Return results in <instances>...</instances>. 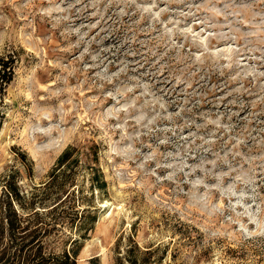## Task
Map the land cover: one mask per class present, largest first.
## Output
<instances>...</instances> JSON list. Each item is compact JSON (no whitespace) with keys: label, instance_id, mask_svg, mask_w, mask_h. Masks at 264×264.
Returning <instances> with one entry per match:
<instances>
[{"label":"rangeland","instance_id":"1","mask_svg":"<svg viewBox=\"0 0 264 264\" xmlns=\"http://www.w3.org/2000/svg\"><path fill=\"white\" fill-rule=\"evenodd\" d=\"M0 58V201L70 193L46 255L264 264V0H0Z\"/></svg>","mask_w":264,"mask_h":264},{"label":"trees","instance_id":"2","mask_svg":"<svg viewBox=\"0 0 264 264\" xmlns=\"http://www.w3.org/2000/svg\"><path fill=\"white\" fill-rule=\"evenodd\" d=\"M11 61L0 58V89L9 83L12 75ZM1 92V90H0ZM72 149L65 150L57 160L60 168L68 163L72 157ZM96 176H94V180ZM51 185H47L49 188ZM46 189V188H45ZM33 195V196H32ZM28 206L23 202L26 196L21 193L15 182L8 181L3 191V199L0 201V234L7 232L9 242L3 244L0 239V264H75L76 252L72 249V254L64 252L61 256L45 254L42 247V239L49 230L62 225L63 215L57 217L52 214L57 210H64L68 202L70 193H66L64 199L60 198L44 216L50 217V222H43V217L39 211H35L36 195L32 194ZM29 210L27 214H22L16 208ZM70 204L68 209L73 210ZM63 214V213H62ZM71 224L77 219V213ZM50 226V228L48 227ZM75 244V242L73 243ZM150 250L141 252L137 247L129 248L120 256L117 264H151L149 261Z\"/></svg>","mask_w":264,"mask_h":264}]
</instances>
